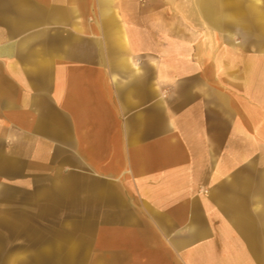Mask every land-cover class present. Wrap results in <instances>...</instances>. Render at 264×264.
<instances>
[{
	"label": "crops",
	"instance_id": "1",
	"mask_svg": "<svg viewBox=\"0 0 264 264\" xmlns=\"http://www.w3.org/2000/svg\"><path fill=\"white\" fill-rule=\"evenodd\" d=\"M224 4L0 0V264H264V42Z\"/></svg>",
	"mask_w": 264,
	"mask_h": 264
},
{
	"label": "rangeland",
	"instance_id": "2",
	"mask_svg": "<svg viewBox=\"0 0 264 264\" xmlns=\"http://www.w3.org/2000/svg\"><path fill=\"white\" fill-rule=\"evenodd\" d=\"M261 1L264 2V0ZM252 2L253 0H225V10H229L232 14H236L237 12L239 15L236 19H241L246 25L244 29L242 27L239 31H235V35L231 40V42L234 40L239 42V44L234 46L239 52H253L255 36L264 42V19H262L257 34L255 35L252 19L245 15L248 5L252 4ZM225 23H227V21H225Z\"/></svg>",
	"mask_w": 264,
	"mask_h": 264
}]
</instances>
